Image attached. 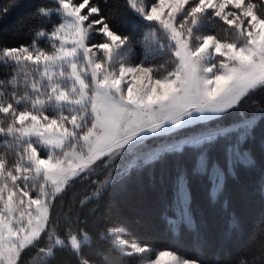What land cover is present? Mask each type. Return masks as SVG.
I'll return each mask as SVG.
<instances>
[{"label": "snow or ice", "instance_id": "snow-or-ice-1", "mask_svg": "<svg viewBox=\"0 0 264 264\" xmlns=\"http://www.w3.org/2000/svg\"><path fill=\"white\" fill-rule=\"evenodd\" d=\"M53 5L35 15L62 22L36 31L28 45L0 46V61L15 73L0 80L11 86L0 91V138L5 152H12L11 161L0 153V264H24L30 248L48 264L58 246L89 264L82 247L90 237L79 217L72 208L60 215L62 194L76 180L95 186L77 202L83 205L133 169L191 153V170L177 167L174 198L180 220L192 226L193 175L209 177L215 201L238 167L256 166L249 145L264 125V105L253 102L249 113L240 109L253 94L264 93V0H125L134 22L149 29L141 42L145 59L127 65L122 58L131 52L132 38L110 14L108 0ZM40 37L53 42L51 50L37 46ZM158 55L172 65L166 75L162 66H151ZM231 112L238 119L225 126ZM222 141L223 164L212 158ZM123 160L130 162L113 177ZM97 169L104 170L103 180L91 179ZM168 222L175 230L177 221ZM121 232L109 233L113 247L138 255L139 264H198L171 247L122 239ZM257 259L264 260V236L238 264Z\"/></svg>", "mask_w": 264, "mask_h": 264}, {"label": "trees", "instance_id": "trees-1", "mask_svg": "<svg viewBox=\"0 0 264 264\" xmlns=\"http://www.w3.org/2000/svg\"><path fill=\"white\" fill-rule=\"evenodd\" d=\"M109 12L119 26L132 38L129 62L139 63L145 59L146 48L141 43L149 29L146 22H134L125 6V0H108ZM7 6V14L0 13V46L28 45L35 38V32L50 31L59 17L48 18L35 15L38 8L53 7V0H0V7ZM133 21V22H130ZM46 37L37 39L41 43ZM168 56H156L151 66L161 67V75L172 70ZM147 66V65H146ZM12 67L0 61V80L7 82L14 75ZM22 88V85H18ZM11 86L0 85V91L8 92ZM264 105V93L256 92L248 99L241 112L254 110V103ZM238 119V113L231 112L224 118V125ZM255 140L249 145L254 153V168L238 167L236 175L228 176L222 195L213 201L210 198L211 184L206 175H193L190 180V209L194 224L189 226L180 220V206L174 198V177L177 167L191 170L195 157L191 153L168 156L164 162L143 169L131 170L123 179L116 178L100 190L99 196L80 205L77 202L91 196L95 186L76 180L66 190L61 201L66 207L60 213L72 208L79 217V227L86 231L90 240L82 247V258L93 264H139V256H127L113 247L109 233L123 229L121 238L130 242L147 243L154 249L173 248L187 258L201 264H238L241 258L251 257L257 244L264 236V125L256 129ZM6 145L0 138V153L11 161L12 152H5ZM212 158L221 164L225 159L224 142L217 145ZM130 161H118L113 168V177ZM92 180H103L104 170L97 169ZM226 202V203H225ZM177 221L175 230L168 219ZM75 219V217H74ZM233 219L237 222L232 227ZM63 219H61V226ZM43 246V245H41ZM72 250L60 248L48 264H80ZM24 264H43L36 249H28L23 256ZM256 264H264L257 259Z\"/></svg>", "mask_w": 264, "mask_h": 264}, {"label": "rangeland", "instance_id": "rangeland-1", "mask_svg": "<svg viewBox=\"0 0 264 264\" xmlns=\"http://www.w3.org/2000/svg\"><path fill=\"white\" fill-rule=\"evenodd\" d=\"M221 35L224 36L225 39H231V36H232L231 33H221ZM52 43H53V42H50V41L47 39V37H46V38H44V39L42 40L41 43H37V46H38V47H43L46 51H48V50H51V48H52ZM122 59H123V61L126 63V65H127V64H133V62H129V60L127 59V55H126V54H125V56H124ZM128 161H130V160H128ZM184 258H186V259H190V258H187V257H185V256H184ZM191 260H194V259H191ZM89 264H93V263H89ZM198 264H201V263L198 262Z\"/></svg>", "mask_w": 264, "mask_h": 264}]
</instances>
